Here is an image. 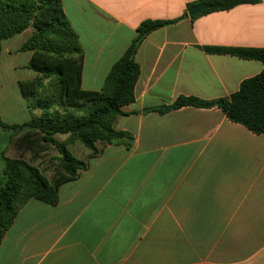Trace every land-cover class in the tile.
Segmentation results:
<instances>
[{"label": "crops", "instance_id": "obj_1", "mask_svg": "<svg viewBox=\"0 0 264 264\" xmlns=\"http://www.w3.org/2000/svg\"><path fill=\"white\" fill-rule=\"evenodd\" d=\"M205 1L60 0L83 52L86 91L102 89L142 22H174L137 48L134 101L113 125L129 138L97 143L94 156L87 150L86 168L58 187L56 204L28 199L1 239L0 264H264V134L230 122L217 107L147 110L180 96L229 98L262 72L257 60L204 47L264 49V0L187 16ZM30 34L1 43L0 60L14 73L4 97L12 86L20 91L19 72L31 70V54L21 50ZM18 109L21 120L1 122L31 120L27 102ZM2 130L17 134L11 158L59 175L57 151L52 165L44 143L32 146L26 131Z\"/></svg>", "mask_w": 264, "mask_h": 264}, {"label": "trees", "instance_id": "obj_2", "mask_svg": "<svg viewBox=\"0 0 264 264\" xmlns=\"http://www.w3.org/2000/svg\"><path fill=\"white\" fill-rule=\"evenodd\" d=\"M257 2L205 1L203 3L211 5V8L197 16ZM173 22H142L126 52L111 68L102 89L86 91L81 87L83 52L60 0H0V51L2 41L31 30L21 50L31 54L28 67L36 77L19 83L23 97H34L42 87H46L45 97L37 105L41 110L40 117H32L20 126H7L0 120V127L26 131L23 138L28 136L32 146L38 141L46 147H54L59 154V175L51 181L24 159L1 155L0 242L28 199L56 204L58 187L86 168L85 161L71 154L70 145L79 143L94 156L97 143L110 144L129 138L128 134L115 131L113 125L116 117L123 115L122 108L134 101V88L139 76L135 62L137 48L151 32ZM204 50L211 54L257 60L264 66V49L204 47ZM44 80L48 86L44 85ZM183 107H217L230 122L244 126L255 135L264 134V68L260 74L244 80L229 98L202 101L180 96L170 105L147 110L164 114ZM56 135H65L66 139L59 142Z\"/></svg>", "mask_w": 264, "mask_h": 264}, {"label": "rangeland", "instance_id": "obj_3", "mask_svg": "<svg viewBox=\"0 0 264 264\" xmlns=\"http://www.w3.org/2000/svg\"><path fill=\"white\" fill-rule=\"evenodd\" d=\"M22 58L23 57L20 56V60H18V63L20 64L24 63ZM3 61L4 59L0 60V119L1 121L9 119L8 115H12V118L14 120L16 118L17 119L22 118L24 115L22 112H20L18 107L24 101L27 102L31 106V108H33V109H30L29 114L31 117H34L32 113L39 109L37 105L40 104L42 99L45 97L46 87H42L39 90L38 95L34 97L30 96L28 98L24 97L25 99L23 100L22 99L23 95L21 91H19L15 86L14 87L12 86V90H9V95L4 97L3 94H5L6 91H8L7 84L14 78V73L9 72V70L8 71L5 70ZM19 73H21L20 76H22L24 80L22 82L29 81L30 78L35 75L33 71L28 70V69L21 70ZM44 85L48 86V82L46 80H44ZM6 105L7 106L10 105L12 109L10 108L8 110V108H5ZM16 135L17 134L14 133L13 131L2 130V128L0 127V176H1L2 165H3L2 160H1V155L4 154V156L9 157V158L17 157L18 149L15 148V143H14L16 140ZM57 138L58 140L64 141L66 139V136L57 135ZM69 151L75 158L82 160L84 158V155L87 149L81 146L79 143H75L69 147ZM56 155H57V152L55 148L49 146L47 149L45 160H48L49 163H51L52 165H55ZM40 170L43 173V175L47 177L48 180L53 179L54 170L52 169V166H50L47 169L43 168Z\"/></svg>", "mask_w": 264, "mask_h": 264}, {"label": "water", "instance_id": "obj_4", "mask_svg": "<svg viewBox=\"0 0 264 264\" xmlns=\"http://www.w3.org/2000/svg\"><path fill=\"white\" fill-rule=\"evenodd\" d=\"M211 8V5L206 4V3H197L195 5H192L187 9V16L192 18L195 17L196 15L204 12L205 10H208Z\"/></svg>", "mask_w": 264, "mask_h": 264}]
</instances>
